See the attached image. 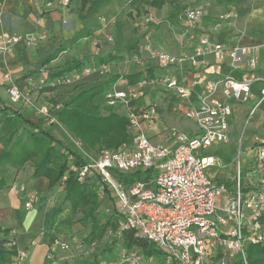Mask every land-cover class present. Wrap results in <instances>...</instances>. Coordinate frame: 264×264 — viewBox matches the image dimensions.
<instances>
[{
    "label": "built area",
    "instance_id": "2783aa9c",
    "mask_svg": "<svg viewBox=\"0 0 264 264\" xmlns=\"http://www.w3.org/2000/svg\"><path fill=\"white\" fill-rule=\"evenodd\" d=\"M64 3L67 4V1ZM54 2L49 1L51 7ZM204 17L202 9H191L182 19L185 33L194 32ZM231 14L223 19H229ZM223 26H213L202 33L191 54L174 56L165 51H153L150 62H155L159 73L127 90L106 92L107 105L128 109L131 141L117 149H104L93 153L78 140H73L85 164L73 165L74 177L81 185L93 186L102 201L109 198L118 220L119 235L132 233L135 238L152 244L160 258H146L142 250L122 251L115 260L102 264H230L241 259L244 264L246 250L251 245L264 243V141L256 140L254 152L256 167L250 174L244 170V139L237 143L233 160L235 178L231 183L218 184L210 175L212 169L224 168L220 158L206 152L231 142V117L235 106L248 108L245 126L257 115L264 104V73L259 69L258 50L231 42L216 41ZM40 39L34 38L31 44ZM22 38L11 34L0 35V55L13 52ZM214 59L215 79L207 78L204 67ZM106 67V66H102ZM96 67L85 66L80 71L60 77L56 86H67L94 73ZM149 68H154L149 66ZM178 69L180 77L163 70ZM237 72L240 77L224 74V70ZM105 68L98 70L103 74ZM197 76V78L194 77ZM10 85L8 94L11 106L21 102L29 104V94H23L12 84L11 76H4ZM41 87L46 82L41 81ZM202 85L199 104L183 106L193 89ZM260 86L256 92L255 87ZM158 88L181 103L174 113L194 122L197 133L190 135L175 127L165 126L163 139L153 141L143 131V124L156 125L160 119L159 104L139 105L148 90ZM134 103V105H133ZM60 107H43L40 110L47 126L59 124L55 114ZM69 163H73L70 157ZM150 172L145 181L124 184L125 176ZM63 178V183L67 181ZM16 194L23 192L14 188ZM35 197L26 204L31 208ZM8 246H15L14 243ZM52 253L69 251L70 246L56 239ZM28 256L18 250L12 264H22Z\"/></svg>",
    "mask_w": 264,
    "mask_h": 264
},
{
    "label": "crops",
    "instance_id": "0c3cea01",
    "mask_svg": "<svg viewBox=\"0 0 264 264\" xmlns=\"http://www.w3.org/2000/svg\"><path fill=\"white\" fill-rule=\"evenodd\" d=\"M49 1L54 2V5L47 6ZM65 1L67 4L64 3ZM228 1L230 3L226 4ZM228 1L215 0L216 6L220 7H228L233 2L239 11H247L243 8L244 6L248 7L263 0ZM81 3L82 0H0V35L11 34L22 38L21 43L15 46L13 52L0 55V90L6 96L0 95V100L4 103L10 102L8 94L10 85L4 79V76L9 74L12 84L23 94L28 93L30 96L29 104L21 102L13 110H19L22 116L33 124L43 123L49 133L59 141H62L58 135L59 131H50V128H64L59 124L47 126L44 116L40 114L41 108L46 106L54 110V108L60 107L61 110L77 100L84 99L95 111L105 109L106 112L115 115L119 120L128 118L126 107L119 105L111 108L106 101L107 91L113 89L124 91L131 87L128 81L120 77L144 72L150 65L154 67V73H159L158 65L149 60L151 52L165 51L174 56L191 54L198 44L199 36L202 33L210 32L215 26L202 25L203 22L212 21L204 14L202 20L195 25L199 27L194 32L185 33L184 26L187 25L182 16L188 10L199 9L197 6L201 3H198V0H115L99 9L85 22L80 19ZM231 17H236V15H231ZM84 28L91 32V36L70 46L68 42ZM224 31L222 27L220 33L215 36L216 41L256 48L258 50L259 69L264 73V37L241 33L237 38H233L226 35ZM34 38L40 40L33 45L31 41ZM129 46L130 51L128 50ZM61 48L64 51L60 52L53 61L46 63L47 59ZM109 55L119 57V60L106 67H96L94 73L70 85L56 86L59 78L52 79L50 77L56 70L72 60H92ZM214 62L213 58H208L210 66L204 67L207 78L215 79ZM101 68H105L103 74L98 72ZM163 72L177 77L182 75L178 69L163 70ZM223 72L234 77H240V74L228 69ZM194 77L197 78L196 75ZM43 80L46 85L41 87L40 83ZM259 88L260 86H256L255 91L257 92ZM201 91L202 85L196 86L189 100L183 102V106H198ZM160 92L162 99L157 101L160 107V119L153 126L143 124L142 128L145 134L150 138L161 140L163 139L161 133L165 126L175 127L190 135L196 134L198 129L195 123L196 130L192 131L190 127L184 126L187 119L174 113V108L181 102L170 94L166 95L164 92ZM147 96L148 94L140 99L139 105L150 104L151 101H146ZM263 107L264 104L256 115L259 117L261 115V120H257L258 117L255 118L256 116L254 117L255 120L252 119L256 121V123L254 122L256 129L252 130L254 137L244 138V134L245 136L247 134V126L252 120L245 126L248 108L235 106L231 117V142L227 146L216 148L221 149L220 154L227 156L237 152V143L240 140L238 133L242 128L241 138L244 139L246 147L242 160L248 164L255 162L254 152L251 148L254 147L257 139L264 141L258 137L259 133L264 132V112H260ZM239 120L241 124L238 126ZM64 131L67 133L66 129ZM235 147L236 150L233 151ZM248 154L250 155L246 159L245 156ZM217 157L225 165L224 168H233V163L226 164L223 157ZM224 168L216 167L214 168L217 169L215 173L212 172L214 170L212 169L210 175L215 177L214 174H219ZM32 174L33 166L30 165L22 170L9 166L0 167V181L5 182L4 188L0 190V229L8 231L7 235L1 233L0 239L13 241L17 251L26 250L28 252L31 264H40L43 259H46L49 252V247L42 241L45 216L50 209L55 208L54 205L50 204L54 199V191L48 193V186H45V190L40 192L36 186L43 178L33 180ZM232 181L221 182V184H230ZM20 186H24V189L20 191L23 194L16 195L21 198L24 210L26 213H30L38 209V215L26 217L13 207L15 202L11 189L16 187L19 191ZM43 196H47L45 201L40 200ZM31 197L36 198L35 202L31 208H27L26 204ZM55 230H57L56 225ZM32 247L36 251L40 250L38 256L36 253L29 254ZM66 253L68 251L58 250L55 253L53 264H61L68 257ZM63 264H67V262L65 261Z\"/></svg>",
    "mask_w": 264,
    "mask_h": 264
},
{
    "label": "trees",
    "instance_id": "16d2710c",
    "mask_svg": "<svg viewBox=\"0 0 264 264\" xmlns=\"http://www.w3.org/2000/svg\"><path fill=\"white\" fill-rule=\"evenodd\" d=\"M113 1L115 0H82L81 21H87L99 9L111 4ZM229 3L228 1L226 4ZM90 36L91 32L84 28L68 43L72 46L79 40ZM130 49L129 46L128 50L130 51ZM62 51H64L63 48L50 56L46 63L56 59ZM116 60H119V57H115L114 55L104 58H94L92 60H72L62 68L56 70L50 77L55 79L69 75L75 71H80L88 64H91L93 67L109 66ZM154 72V68H148L144 72L121 76L120 78L128 81L131 86H134L146 79L153 78ZM77 101L59 110L55 114V118L61 127L69 130L74 138L80 141L89 151L99 153L104 149H117L121 145L131 141V135L128 134L126 128H123L124 126L111 135H105V132L102 131L103 119L82 110L81 107L75 105ZM14 108L15 106H11L10 102L4 103L0 100V167L9 166L22 170L28 163H31L33 165L31 178L38 180L46 177L49 180L48 193L53 192L59 184L60 186H64L66 193L65 202L69 204L73 213H82V220L85 224L91 225V232L87 237L91 244L100 241L110 229L112 232H117L118 220L116 216L107 217L105 223H102L99 218L101 217L102 201L97 196L93 186L79 184L74 177L75 172L73 170H70V177L63 183V178L69 171L70 157L73 159L72 165L79 167L85 164L81 156L77 152L66 148L61 141L54 138L43 123L33 124L27 121L20 111L13 110ZM124 119L125 123H127L126 125L129 126L128 118ZM150 175L148 171L132 176H125L123 177L124 184L128 186L138 181H145ZM228 185L232 186L233 183ZM4 186L5 182L0 181V190ZM46 199L47 196H43L40 200L45 201ZM63 210L64 208L60 206L59 208L52 209L45 216L42 243L49 247L45 264H53L55 261V254L52 253L51 248L53 242L56 240V219ZM7 232L0 229V234L4 233L7 235ZM123 240L127 252L141 249L146 258L152 256L160 258L161 256L160 252L152 244L135 238L132 233L123 234ZM12 243L13 241L0 239V264L13 263L17 250L15 246H8V244ZM246 260L248 264H264V243L249 246L246 250ZM234 264H244V262L241 259H237Z\"/></svg>",
    "mask_w": 264,
    "mask_h": 264
},
{
    "label": "rangeland",
    "instance_id": "374dc122",
    "mask_svg": "<svg viewBox=\"0 0 264 264\" xmlns=\"http://www.w3.org/2000/svg\"><path fill=\"white\" fill-rule=\"evenodd\" d=\"M198 3H201L199 6H197L199 9H202L204 14H206L207 18H210L212 21H206L203 22L202 25L204 26H211V25H220L223 26V30H225V34L228 36H232L233 38H237L238 36L242 34H252L256 36H262L264 37V0L256 2L252 4L251 6H244L243 8L247 11H239L237 7L234 6V3L230 6L220 7L216 6L215 0H198ZM231 15H236V17H231L229 19H223L224 17ZM209 16V17H208ZM264 52V51H263ZM150 93V94H149ZM163 93V92H162ZM146 101H151V103L157 102L158 100H161L162 95L160 92V89H150L147 91L146 95ZM165 94V93H164ZM0 95H4V92H1ZM168 95V94H166ZM4 97H6L4 95ZM10 98V96H9ZM78 107H81L82 110L85 112H88L90 115L97 116L99 118L103 119V125H102V131H104L105 135H111L120 129V127L124 126L123 128H126L128 131V134L131 135V129L129 126H127L125 123V119L122 118L119 120V118L115 117V115H112L111 113L106 112L105 109L100 111L93 110L90 105L84 101V99L78 100L75 104ZM264 112V107L260 110V112ZM257 120H261V115L259 117L256 116ZM254 118V120H255ZM252 120L250 125L247 126V134L246 137H252L253 132L252 130H255V124L256 121ZM244 123V122H243ZM246 123V118H245ZM244 123V124H245ZM241 124V121L239 120L237 122V125L239 126ZM126 126V127H125ZM185 127H190L192 131H195V124L194 122L190 120H186ZM57 128V129H56ZM56 128H50V131H59L58 135L60 138H62V143L66 146V148L77 151V146H75V142L73 140H76L73 136V134L67 130L64 131V129H58ZM101 131V132H102ZM241 133V134H240ZM240 135V136H239ZM260 139H264V132H261L258 134ZM242 136V128L239 130L238 137L239 139ZM254 137V136H253ZM132 138V136H131ZM238 139V140H239ZM153 141H157L156 138H153ZM80 142V141H79ZM217 147L211 148L208 150L209 155H217L224 158L226 164L233 163V160L236 159V152L231 153L230 155H224L220 154L221 149H216ZM246 147L244 146L243 149ZM236 150V147L233 149V151ZM95 153V152H93ZM246 154V153H245ZM250 154L246 155L245 158ZM27 165L33 166L31 163H28ZM26 165V166H27ZM25 166V167H26ZM256 167V162L249 163L247 168L244 170L245 174H250L254 168ZM73 169V165L69 163V171L66 173L65 177H70V170ZM217 169H214L212 172L215 173ZM234 168L226 167L220 171L219 174H214V181L218 184H221V182L233 180L235 178L234 174ZM47 183V184H46ZM45 186H48L49 192V180L45 177L43 180L37 184L36 188L40 189V192H43L45 189ZM24 186L19 187V191L23 190ZM54 199H52L51 205H54L55 208H59L62 206L64 208L63 212L59 214L58 218L56 219V239L60 240L61 242H65L70 246V250L68 253H66L65 260L61 262H67V264H102L103 262H109L112 260H115L118 255L122 251L125 250L124 246V240L123 236L119 235V228L117 232H112V230H108L106 235L98 242L90 243L88 240V235L91 232V225L85 224L83 222V215L82 213H73L69 204L65 202V196L66 193L64 192V186H60V184L55 187L54 189ZM12 197L14 198L15 205L13 207L17 208L24 216L26 217H34L38 215V209L35 211H32L30 213H26L24 210L23 202L20 197H17L16 192L14 188L11 189ZM52 210L50 209L49 212ZM101 217H99L102 221V223H105L107 220V217L115 216V209L112 204V201L109 198H105L102 200L101 205ZM101 223V224H102ZM103 225V224H102ZM110 249H112L110 251ZM141 250V249H136ZM36 253L38 256V253H40V250H35L34 247H32L29 250V254ZM235 262H231L230 264H234ZM22 264H31L30 257L27 256L26 260ZM37 264V263H36ZM40 264H45V259H43V262Z\"/></svg>",
    "mask_w": 264,
    "mask_h": 264
}]
</instances>
